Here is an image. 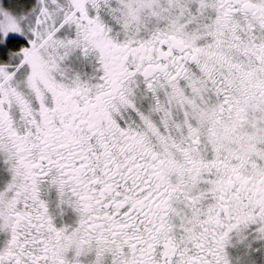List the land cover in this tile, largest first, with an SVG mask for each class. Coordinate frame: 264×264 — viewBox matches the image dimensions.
I'll return each mask as SVG.
<instances>
[{"label": "snow or ice", "instance_id": "obj_1", "mask_svg": "<svg viewBox=\"0 0 264 264\" xmlns=\"http://www.w3.org/2000/svg\"><path fill=\"white\" fill-rule=\"evenodd\" d=\"M0 264H264V0H0Z\"/></svg>", "mask_w": 264, "mask_h": 264}]
</instances>
